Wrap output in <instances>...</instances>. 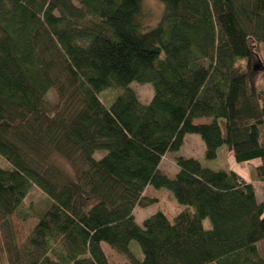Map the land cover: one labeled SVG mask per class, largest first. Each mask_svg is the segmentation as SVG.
Listing matches in <instances>:
<instances>
[{
	"label": "trees",
	"instance_id": "obj_1",
	"mask_svg": "<svg viewBox=\"0 0 264 264\" xmlns=\"http://www.w3.org/2000/svg\"><path fill=\"white\" fill-rule=\"evenodd\" d=\"M160 1L143 30L142 0H0V264H264V0ZM187 133L208 160L224 146L260 164L248 182L178 156L169 178L159 163ZM150 186L183 207L139 225ZM33 187L50 204L21 212ZM16 216L36 221L21 243Z\"/></svg>",
	"mask_w": 264,
	"mask_h": 264
},
{
	"label": "rangeland",
	"instance_id": "obj_2",
	"mask_svg": "<svg viewBox=\"0 0 264 264\" xmlns=\"http://www.w3.org/2000/svg\"><path fill=\"white\" fill-rule=\"evenodd\" d=\"M142 29H149L157 25L160 20L162 13L164 12L163 3L160 0H142ZM129 88L132 89L138 100L142 104H148L153 95V89L151 84L145 83L140 84L138 82H132L129 84ZM123 92L122 88L107 89L100 94L101 100L105 104H110L118 95ZM48 98L53 100L54 95L52 90L47 94ZM211 118H197L194 120L195 124H203L211 122ZM105 151H97L94 153L95 159H100L105 155ZM178 156L186 158H195L199 160L203 165L210 167L213 170H232L238 173L246 181H250V170L252 166L260 164V160H252L246 164L237 163L234 158L226 151L223 146L217 151V156L208 160L205 158V145L203 140L198 134L187 133L184 136L183 144L178 151L167 153L160 161L159 168L162 173L166 174L169 178H173L177 173V166L175 164V158ZM54 161L69 175L73 176V169L70 165L58 156H54ZM0 168L8 169L10 165L0 157ZM257 189V201L260 202L264 198V184L254 183ZM145 195L147 196H158L160 197V202L155 203L151 206L140 208L136 207L133 211L135 220L137 224L142 225L144 219L150 217L151 215L161 211L164 212L169 218L173 213L178 212L183 206L179 205L172 193L166 189H155L153 187H148L145 190ZM45 198V196L36 187L31 188L24 203L22 204L20 211L27 212L30 207H34L37 211L43 209L47 203L50 201ZM48 201V202H47ZM21 218V217H20ZM18 216L13 217L12 222L14 230L16 233V238L18 242H23L30 230L35 224L34 219H29L23 222ZM204 227L206 229L210 228V221L208 219L204 220ZM106 253L110 258L115 261H121L120 257L111 253L110 249L104 247ZM131 249L138 257L141 258V252L138 245L135 242L131 243Z\"/></svg>",
	"mask_w": 264,
	"mask_h": 264
},
{
	"label": "bare ground",
	"instance_id": "obj_3",
	"mask_svg": "<svg viewBox=\"0 0 264 264\" xmlns=\"http://www.w3.org/2000/svg\"><path fill=\"white\" fill-rule=\"evenodd\" d=\"M255 173H256V171H255ZM258 177V176H257Z\"/></svg>",
	"mask_w": 264,
	"mask_h": 264
}]
</instances>
